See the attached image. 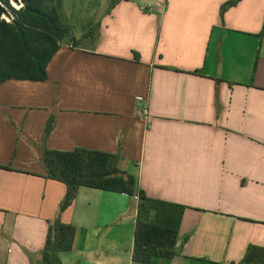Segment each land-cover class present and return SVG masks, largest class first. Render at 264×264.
<instances>
[{
	"label": "crops",
	"instance_id": "0c3cea01",
	"mask_svg": "<svg viewBox=\"0 0 264 264\" xmlns=\"http://www.w3.org/2000/svg\"><path fill=\"white\" fill-rule=\"evenodd\" d=\"M59 1L70 35L48 79L0 84V264H41L59 216L75 228L61 264H145L138 198L80 187L60 214L46 149L119 154L148 197L187 207L177 255L147 264L264 248V0Z\"/></svg>",
	"mask_w": 264,
	"mask_h": 264
},
{
	"label": "trees",
	"instance_id": "16d2710c",
	"mask_svg": "<svg viewBox=\"0 0 264 264\" xmlns=\"http://www.w3.org/2000/svg\"><path fill=\"white\" fill-rule=\"evenodd\" d=\"M56 0H24L13 23L0 21V84L6 80L46 81L47 68L68 38L70 29ZM232 0L223 8L237 4ZM54 126L50 118L44 131L47 140ZM123 158L85 148L73 151L46 149L42 162L48 178L66 185L60 214L74 201L80 187L111 191L138 198L132 260L150 263L155 258L177 255V242L186 208L184 205L148 197L138 179L121 169ZM6 166L0 165V169ZM75 228L60 216L50 226L41 264H61L59 254L73 248ZM241 264H264V248L250 246Z\"/></svg>",
	"mask_w": 264,
	"mask_h": 264
},
{
	"label": "built area",
	"instance_id": "2783aa9c",
	"mask_svg": "<svg viewBox=\"0 0 264 264\" xmlns=\"http://www.w3.org/2000/svg\"><path fill=\"white\" fill-rule=\"evenodd\" d=\"M24 5L23 0H0V21L13 23L17 12L20 11ZM142 114L145 119H150L148 108H144Z\"/></svg>",
	"mask_w": 264,
	"mask_h": 264
},
{
	"label": "rangeland",
	"instance_id": "374dc122",
	"mask_svg": "<svg viewBox=\"0 0 264 264\" xmlns=\"http://www.w3.org/2000/svg\"><path fill=\"white\" fill-rule=\"evenodd\" d=\"M23 3H24V0H23ZM24 4H25V3H24ZM55 4L58 6V5H59V0H56V1H55ZM23 8H24V7H23ZM23 8H22V9H23ZM22 9H21V10H22ZM21 10H20V11H21ZM20 11H18V12H20ZM16 12H17V11H16Z\"/></svg>",
	"mask_w": 264,
	"mask_h": 264
}]
</instances>
